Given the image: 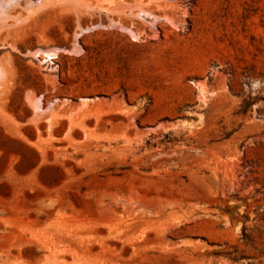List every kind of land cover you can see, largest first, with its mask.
Instances as JSON below:
<instances>
[{"label": "rangeland", "instance_id": "1", "mask_svg": "<svg viewBox=\"0 0 264 264\" xmlns=\"http://www.w3.org/2000/svg\"><path fill=\"white\" fill-rule=\"evenodd\" d=\"M3 1L0 264H264V0Z\"/></svg>", "mask_w": 264, "mask_h": 264}, {"label": "bare ground", "instance_id": "2", "mask_svg": "<svg viewBox=\"0 0 264 264\" xmlns=\"http://www.w3.org/2000/svg\"><path fill=\"white\" fill-rule=\"evenodd\" d=\"M5 1V0H4ZM4 1H3V3H4ZM2 3V4H3ZM1 4V5H2ZM36 53V54H35ZM35 53H34V55L36 56V57H38L39 58V60L40 61H42V63H45L46 64V62L47 63H53V60H54V58H56L57 57V54L55 53V52H51V51H39L38 50V52H36L35 51ZM32 55V54H31ZM33 55V56H34ZM30 98V97H29ZM86 101H88L89 99H85Z\"/></svg>", "mask_w": 264, "mask_h": 264}]
</instances>
